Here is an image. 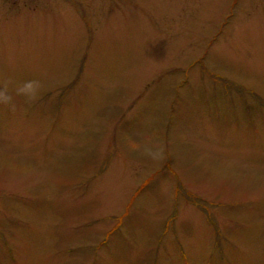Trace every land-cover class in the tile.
I'll return each instance as SVG.
<instances>
[{"label": "rangeland", "instance_id": "obj_1", "mask_svg": "<svg viewBox=\"0 0 264 264\" xmlns=\"http://www.w3.org/2000/svg\"><path fill=\"white\" fill-rule=\"evenodd\" d=\"M5 84L0 264H264V0H0Z\"/></svg>", "mask_w": 264, "mask_h": 264}, {"label": "clouds", "instance_id": "obj_2", "mask_svg": "<svg viewBox=\"0 0 264 264\" xmlns=\"http://www.w3.org/2000/svg\"><path fill=\"white\" fill-rule=\"evenodd\" d=\"M42 87V82L39 80L24 81L16 87L15 95L24 97L27 101H34L38 98ZM0 103L5 105L13 104V95L10 94L7 84L0 87Z\"/></svg>", "mask_w": 264, "mask_h": 264}]
</instances>
